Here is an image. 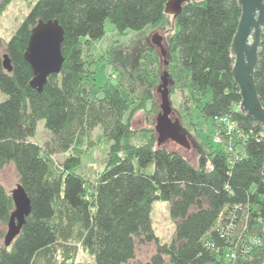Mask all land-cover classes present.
I'll return each mask as SVG.
<instances>
[{
	"label": "trees",
	"instance_id": "trees-1",
	"mask_svg": "<svg viewBox=\"0 0 264 264\" xmlns=\"http://www.w3.org/2000/svg\"><path fill=\"white\" fill-rule=\"evenodd\" d=\"M10 1L0 0V13ZM165 2L35 0L14 32L7 39L0 35L12 65L6 70L0 53V91L6 94L0 100V168L14 164L31 205L10 244H4L0 229V264H63L78 246L95 264H128L137 243L150 242L154 249L147 264H264V123L234 106L241 99L230 52L241 10L237 0L183 2L168 37L175 81L189 86L204 120L222 135L215 117L236 121L234 129L242 134H231V149L210 148L193 164L158 144L154 126L132 128L137 108L156 105L154 46L140 51L132 74L107 75L100 94L89 91L87 56L105 33V19L119 32L141 30L165 22ZM39 18H57L62 25L64 56L41 90L29 84L33 73L23 56ZM253 79L264 108V31ZM38 119L50 133L42 144L30 139ZM96 126L108 157L93 177H86L78 171L83 138ZM56 153L64 157L57 160ZM150 161L154 169L147 173L140 167ZM155 199L170 202L174 232L168 241L160 242L151 224ZM12 209L10 192L0 182L1 223L7 224Z\"/></svg>",
	"mask_w": 264,
	"mask_h": 264
},
{
	"label": "rangeland",
	"instance_id": "rangeland-1",
	"mask_svg": "<svg viewBox=\"0 0 264 264\" xmlns=\"http://www.w3.org/2000/svg\"><path fill=\"white\" fill-rule=\"evenodd\" d=\"M35 0H11L4 10L0 13V35L7 39L18 26L25 14L28 12ZM105 33L97 39L92 48L89 50L87 56L91 65V71L88 75L89 91L91 94H100L98 86L104 81L105 76L114 77L118 72L124 71L127 74H132L133 67L137 64L139 53L145 46H154L158 52V68L159 81L151 88L152 95L156 101L153 110H149L150 106L147 104L145 108H137L131 117V126L134 129L143 126H154L155 117L160 111V92L157 90V85L161 82V74L166 71V78L168 79L167 87L169 90V101L171 111L169 117L171 121L175 119L179 123V132L185 135L187 145L181 144L171 137H165L162 145L167 149H174L182 153L191 163L196 164L199 153L208 151L210 148L224 147L231 149V134L235 132L241 135L240 130H236V121L234 120V128L232 123L231 129L224 127L225 131L222 135V142H215L212 140L217 127H213L210 120H204L200 114L193 98L190 95L188 85H180L176 83L174 72L172 70V62L169 61L172 53L169 52L168 37L174 30V18L171 13H166L165 22L162 21L155 25H149L141 30L126 29L123 32L113 28V24L109 19L104 22ZM158 39L160 46L164 49V54L161 53L159 46L153 41ZM0 53H3V47H0ZM103 54L107 57L105 59H98V56ZM173 57V56H172ZM93 60V61H92ZM102 61V62H100ZM170 63H169V62ZM183 71L181 76L183 77ZM140 90H144V85H141ZM140 90L138 92H140ZM210 96L207 91L206 101ZM6 97V94L0 91V100ZM189 110V114L185 116V112ZM232 121V118L230 119ZM99 126L94 127L87 136L83 139L82 152L80 154L81 164L78 171L85 174L86 177H93L95 172L100 170L106 163L108 157V144L101 137ZM155 137H157V132ZM226 134V135H225ZM50 133L44 126L43 119H38L35 133L30 136L35 142L42 144ZM55 158L60 160L64 157L63 153H56ZM135 166L137 164L135 162ZM143 171L150 173L154 169V162L150 161L145 166L140 167ZM0 182L10 190L18 182L17 172L12 162L6 163L0 168ZM169 204L167 200L155 199L150 206V219L153 230L160 242L168 241L174 232V220L169 214ZM0 229L6 230V223L0 222ZM154 249V243H143L136 245L135 255L128 264H147L150 254ZM63 264H95L93 256L81 246H78L74 257Z\"/></svg>",
	"mask_w": 264,
	"mask_h": 264
},
{
	"label": "water",
	"instance_id": "water-1",
	"mask_svg": "<svg viewBox=\"0 0 264 264\" xmlns=\"http://www.w3.org/2000/svg\"><path fill=\"white\" fill-rule=\"evenodd\" d=\"M187 1L190 0H166L164 12L175 16L181 10L182 3ZM237 2L241 10L230 43V52L234 57L231 73L241 95L240 111L252 117L256 122L263 124L264 108L257 96L253 73L258 59L261 33L264 31V0H237ZM62 39L63 27L57 18L46 20L39 18L30 29L23 56L33 73L29 84L37 90H41L48 74L60 70L64 59L60 49ZM153 41L164 54V49L160 46L159 40L153 39ZM2 65L6 70L12 68L6 52L2 53ZM166 74L167 72L163 71L161 82L157 85V90L160 92V111L155 117L154 124V129L157 132V143H162L165 137H171L179 143L187 145L185 135L179 132L178 120L171 121L169 117L171 107ZM9 192L13 201V209L9 214L3 235L5 245L10 244L19 232L31 209L30 199L21 183L17 182Z\"/></svg>",
	"mask_w": 264,
	"mask_h": 264
},
{
	"label": "built area",
	"instance_id": "built-area-1",
	"mask_svg": "<svg viewBox=\"0 0 264 264\" xmlns=\"http://www.w3.org/2000/svg\"><path fill=\"white\" fill-rule=\"evenodd\" d=\"M236 108H238L239 109V106H240V102H238V103H236L235 105H234ZM215 120H216V122L223 128V126L224 127H227V128H229V129H231V127H230V124L232 123V125L235 123L234 122V120L232 119V121H230V118H228L227 116H224V115H220V116H216L215 117ZM235 126L233 125V128H234ZM220 129V128H219ZM224 129V128H223ZM229 129H228V131H225V133H228L229 132ZM232 130V129H231ZM222 133L218 130V129H216L215 130V132H214V134L212 135V140L213 141H215V142H217V143H219V142H222ZM224 148V147H223ZM254 241H258V239H253ZM230 256H234V253L233 252H231L230 253Z\"/></svg>",
	"mask_w": 264,
	"mask_h": 264
},
{
	"label": "flooded vegetation",
	"instance_id": "flooded-vegetation-1",
	"mask_svg": "<svg viewBox=\"0 0 264 264\" xmlns=\"http://www.w3.org/2000/svg\"><path fill=\"white\" fill-rule=\"evenodd\" d=\"M176 135V134H175ZM177 137V136H176Z\"/></svg>",
	"mask_w": 264,
	"mask_h": 264
}]
</instances>
